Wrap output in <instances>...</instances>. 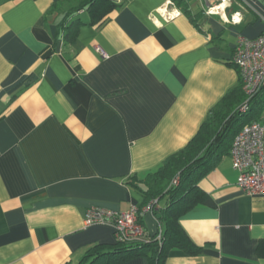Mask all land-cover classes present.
Segmentation results:
<instances>
[{
	"label": "crops",
	"instance_id": "1",
	"mask_svg": "<svg viewBox=\"0 0 264 264\" xmlns=\"http://www.w3.org/2000/svg\"><path fill=\"white\" fill-rule=\"evenodd\" d=\"M121 1L95 25L73 14L67 44L57 25L78 0H0V264H77L114 245L111 226H84L87 210L142 205L148 174L239 85L237 37L264 30V0H185L190 14L168 20L167 0ZM236 178L229 150L197 183L212 205L179 219L199 254L173 248L164 264H264V198ZM142 224L163 230L151 213Z\"/></svg>",
	"mask_w": 264,
	"mask_h": 264
},
{
	"label": "trees",
	"instance_id": "2",
	"mask_svg": "<svg viewBox=\"0 0 264 264\" xmlns=\"http://www.w3.org/2000/svg\"><path fill=\"white\" fill-rule=\"evenodd\" d=\"M174 6L189 13L185 0H170ZM117 4L114 0H78L59 22L58 30L65 43H72L82 24L80 20L70 21L79 10L86 11L92 25L105 19ZM241 80L239 85L229 91L208 113L196 134L179 152L171 155L155 172L146 178L147 189L142 191L144 202L159 201L167 198L165 207L153 213L163 229L153 236H143L137 240L116 242L114 245L93 244L85 249L77 264H123L135 257L144 256L149 264H164L168 252L181 249L190 255L199 254L197 247L179 224L180 217L199 205H212V200L198 188V181L204 177L216 162L228 153L235 135L245 123L259 121L264 106V84L260 91L248 101L246 110L239 111L245 101ZM178 176V184L172 179ZM142 223V217H139ZM143 225V224H142ZM144 229V228H143ZM258 253L264 256V242L259 245Z\"/></svg>",
	"mask_w": 264,
	"mask_h": 264
},
{
	"label": "built area",
	"instance_id": "3",
	"mask_svg": "<svg viewBox=\"0 0 264 264\" xmlns=\"http://www.w3.org/2000/svg\"><path fill=\"white\" fill-rule=\"evenodd\" d=\"M214 9L215 7L208 12H215ZM158 13L165 20L179 15L170 0L165 2L163 9ZM102 56L107 57L106 54ZM231 63L239 71L242 90L246 97L239 107V111L244 112L248 101L264 84V30L254 38L239 35L234 45ZM230 157L232 168L237 172L236 187L247 196L264 198V106L260 120L245 124L235 135L230 147ZM178 182V178H175L172 185H177ZM158 210L157 200H152L142 208L132 206L125 212L90 208L85 214L83 224L85 227L111 226L116 242L137 240L144 233L139 217L146 213L153 214Z\"/></svg>",
	"mask_w": 264,
	"mask_h": 264
},
{
	"label": "rangeland",
	"instance_id": "4",
	"mask_svg": "<svg viewBox=\"0 0 264 264\" xmlns=\"http://www.w3.org/2000/svg\"><path fill=\"white\" fill-rule=\"evenodd\" d=\"M245 124H248V123H245ZM245 124H244V125H245ZM244 125H243V126H244ZM175 178H179V177H178V176H175V177L172 179V181H173ZM175 185H176V184H175Z\"/></svg>",
	"mask_w": 264,
	"mask_h": 264
},
{
	"label": "bare ground",
	"instance_id": "5",
	"mask_svg": "<svg viewBox=\"0 0 264 264\" xmlns=\"http://www.w3.org/2000/svg\"><path fill=\"white\" fill-rule=\"evenodd\" d=\"M216 8V7H215Z\"/></svg>",
	"mask_w": 264,
	"mask_h": 264
}]
</instances>
